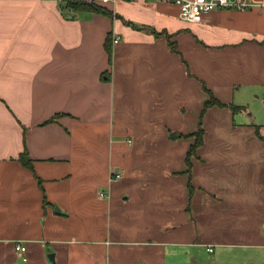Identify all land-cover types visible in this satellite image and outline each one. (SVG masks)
<instances>
[{
    "label": "crops",
    "instance_id": "obj_1",
    "mask_svg": "<svg viewBox=\"0 0 264 264\" xmlns=\"http://www.w3.org/2000/svg\"><path fill=\"white\" fill-rule=\"evenodd\" d=\"M60 3L0 0V264L264 262V127L229 106L264 86V5Z\"/></svg>",
    "mask_w": 264,
    "mask_h": 264
},
{
    "label": "trees",
    "instance_id": "obj_2",
    "mask_svg": "<svg viewBox=\"0 0 264 264\" xmlns=\"http://www.w3.org/2000/svg\"><path fill=\"white\" fill-rule=\"evenodd\" d=\"M63 2L65 3V5L67 7H69L70 9H72L74 11H89V12H95V13L109 15V16H111L113 14L112 11L107 9L105 6H102L101 4L85 3V2H81V1H77V0H63ZM125 23L128 25H131L132 27L137 28L139 30L140 29H148L146 26H143V25H136V24L131 23V22H125ZM155 33L160 34L158 32H155ZM110 39H111L110 34H107L106 39H105V48H106L108 55H110V53H111ZM205 91H206L208 97L203 102V106L201 109V116L204 113V111L211 106H214V105L220 106V107L226 106L225 104H223L219 100H217L211 94V92L208 89H206ZM231 107H232L231 108L232 111L245 109L244 106H238V105H233V104H231ZM203 136H204V131L202 128V122H201V118H200L196 130L194 132H192L191 134L184 135V137H187V138L191 137L193 139L192 143L190 144V146L187 150V155L185 157V164L187 166V168L185 169V172L188 173L189 175H190V167H191V159L190 158L194 154L196 148L200 144L203 143ZM18 160L21 162L22 165H24L25 167L32 170V168H33L32 161H31V158L29 157L27 149L25 147L23 148V150L18 155ZM39 183H40V181H39Z\"/></svg>",
    "mask_w": 264,
    "mask_h": 264
},
{
    "label": "built area",
    "instance_id": "obj_3",
    "mask_svg": "<svg viewBox=\"0 0 264 264\" xmlns=\"http://www.w3.org/2000/svg\"><path fill=\"white\" fill-rule=\"evenodd\" d=\"M85 3H96L105 5L107 3L115 2L116 0H78ZM179 7L178 16L181 20L189 23H199L203 19V15L210 12L215 8H236L239 10H245L256 6H262L263 3H257L253 0H169ZM119 37L114 36L112 38L113 43H117ZM122 177L121 172H114L111 175V180H116ZM100 197L106 196L105 192L99 193ZM264 230V225H263ZM15 251L22 256L23 260H26L24 255L25 245L22 242L15 244Z\"/></svg>",
    "mask_w": 264,
    "mask_h": 264
},
{
    "label": "rangeland",
    "instance_id": "obj_4",
    "mask_svg": "<svg viewBox=\"0 0 264 264\" xmlns=\"http://www.w3.org/2000/svg\"><path fill=\"white\" fill-rule=\"evenodd\" d=\"M61 5L63 6V8H65L64 3H62ZM102 6H105L107 9L112 7V5H110V3H107V4L102 5ZM78 15L86 17V16H91L92 13L85 12L83 14H78ZM113 15L114 14H112L111 16H113ZM98 16L101 18V21L105 20V23L109 24V28H111V26H112L111 16L104 15V14H100ZM121 18H122L121 15H119L117 18L118 23H123L125 25H128L125 22H123V20H125V21H128V20L121 19ZM263 87H262V90L260 93L254 92V93H251V94L249 93V94H245V95L242 93L239 95L240 97L235 98V100L232 102L233 105L244 106L246 114H247V115H245V117L247 118L248 123H253V124L259 125L261 127H264V99H263L264 98V88ZM229 106H230V108H232L231 104ZM243 111H241L240 113L244 114ZM197 125H198V123H197ZM196 128H197V126H196ZM202 128H203V126H202ZM203 131H204V129H203ZM186 135H188V134H186ZM180 136L184 137L183 135H180ZM239 264H242V263H239ZM255 264H264L261 256L259 258H257Z\"/></svg>",
    "mask_w": 264,
    "mask_h": 264
},
{
    "label": "water",
    "instance_id": "obj_5",
    "mask_svg": "<svg viewBox=\"0 0 264 264\" xmlns=\"http://www.w3.org/2000/svg\"><path fill=\"white\" fill-rule=\"evenodd\" d=\"M172 136H174V134H172ZM49 257H51V256H49Z\"/></svg>",
    "mask_w": 264,
    "mask_h": 264
}]
</instances>
